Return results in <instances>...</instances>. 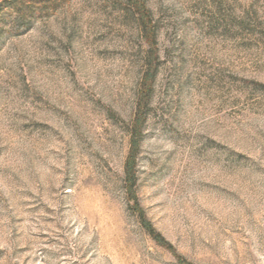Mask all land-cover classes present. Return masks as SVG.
Returning <instances> with one entry per match:
<instances>
[{
  "label": "rangeland",
  "instance_id": "1",
  "mask_svg": "<svg viewBox=\"0 0 264 264\" xmlns=\"http://www.w3.org/2000/svg\"><path fill=\"white\" fill-rule=\"evenodd\" d=\"M143 1L0 0V264H264V0Z\"/></svg>",
  "mask_w": 264,
  "mask_h": 264
},
{
  "label": "trees",
  "instance_id": "2",
  "mask_svg": "<svg viewBox=\"0 0 264 264\" xmlns=\"http://www.w3.org/2000/svg\"><path fill=\"white\" fill-rule=\"evenodd\" d=\"M128 6L129 11H132L134 15L137 16V21L140 27V30L146 40V43L149 46V50L152 52L154 49V29L152 26L151 20V12L147 7L146 3L143 0H125ZM152 57L147 61L146 72L143 76L142 83L140 86L139 100L137 103V110L135 112V118L132 125L131 130V138H130V150L127 156L125 166H124V181H125V189L128 198L133 201V208L137 211L140 222L149 235L159 244L164 245L163 240L159 238L157 234H155L154 230L149 226L146 222L145 216L143 215L142 210L139 208L138 203L136 201V196L133 190V171H134V159H135V151L138 147V133L140 131V127L143 121V107L145 104V100L149 94V90L151 87V81L153 77V65H152Z\"/></svg>",
  "mask_w": 264,
  "mask_h": 264
}]
</instances>
